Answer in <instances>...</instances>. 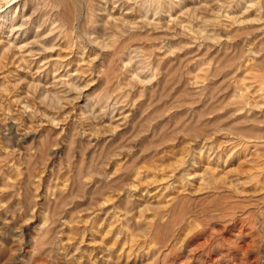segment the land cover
Here are the masks:
<instances>
[{"label": "rangeland", "instance_id": "rangeland-1", "mask_svg": "<svg viewBox=\"0 0 264 264\" xmlns=\"http://www.w3.org/2000/svg\"><path fill=\"white\" fill-rule=\"evenodd\" d=\"M0 264H264V0H0Z\"/></svg>", "mask_w": 264, "mask_h": 264}, {"label": "bare ground", "instance_id": "bare-ground-1", "mask_svg": "<svg viewBox=\"0 0 264 264\" xmlns=\"http://www.w3.org/2000/svg\"><path fill=\"white\" fill-rule=\"evenodd\" d=\"M13 19V18H12ZM13 21V20H12Z\"/></svg>", "mask_w": 264, "mask_h": 264}]
</instances>
